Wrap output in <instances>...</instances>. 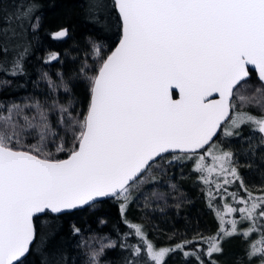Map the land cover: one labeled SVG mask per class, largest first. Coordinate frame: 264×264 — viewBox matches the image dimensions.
I'll return each mask as SVG.
<instances>
[{
  "label": "snow or ice",
  "instance_id": "1",
  "mask_svg": "<svg viewBox=\"0 0 264 264\" xmlns=\"http://www.w3.org/2000/svg\"><path fill=\"white\" fill-rule=\"evenodd\" d=\"M83 7L102 28L106 18L115 14L119 35L107 55L92 43L99 66L91 76L86 74L87 65L79 69L86 110L73 116L71 101L68 106L53 102L61 114L58 123L65 135H71L70 148L64 137L55 144L58 153L67 152V158L43 154L49 137L57 133L39 102L24 106L35 108L36 115L31 119L24 115L23 124L16 119L23 112L20 105L0 114V264H25L37 240L44 256L41 264H71L55 243L56 230L38 235L34 220L58 219L107 200L116 202L123 216L133 189L147 182L146 174L153 167L162 170L164 164L194 157V171L205 185L211 186L214 175L222 176L224 185L239 182L247 197L231 195L243 207L225 204L223 212L217 210L216 235H198L172 248L157 249L140 225H129L140 241L121 245L129 250L125 264H165L176 251L204 264L201 252L186 250L188 245L206 243L204 254L211 258L222 253L224 240L235 235L247 240L257 231L260 239L249 244L245 256L248 264H264V224L260 223L264 195L254 196L245 185L232 151L211 143L219 132L238 136L247 125L260 134L264 165V0H85ZM38 10V0H26L11 14L0 9V72L26 73L30 35L40 26ZM68 35L67 28H60L52 38ZM58 59L53 52L45 63ZM253 73L259 86L251 95L241 94L240 89L251 87ZM58 75L59 83L47 73L42 78L53 91L63 88L71 93L74 85ZM236 100L241 108L258 106L260 115L234 111ZM28 129H35L39 140L25 150L22 139ZM201 149L205 154L197 156ZM255 151L250 145L249 153ZM206 155L211 156L210 165ZM236 213L239 220L226 219ZM246 221L248 227L240 231L238 224ZM72 232L79 234L80 229L73 225ZM104 248L101 244L91 254L89 264H99Z\"/></svg>",
  "mask_w": 264,
  "mask_h": 264
},
{
  "label": "trees",
  "instance_id": "2",
  "mask_svg": "<svg viewBox=\"0 0 264 264\" xmlns=\"http://www.w3.org/2000/svg\"><path fill=\"white\" fill-rule=\"evenodd\" d=\"M26 0H0V9L11 14ZM39 28L30 35L31 50L28 55L24 75L11 76L6 72H0V114L7 115L8 108L17 104L23 108L20 116L16 117L21 124L23 116L30 119L36 115L35 108L25 105L39 102L47 113L48 122L52 131L57 135L50 136L44 147V153H52L51 158H61L67 152H57L55 144L64 137L66 148H70L71 135H65L64 127L58 123L61 114L58 108H53V102L72 107L69 111L77 116L86 110V94L84 90V76L79 74L82 65H87L86 74L91 76L93 70L99 66V58L93 52L92 43L101 47V55H107L117 42L119 35L116 25V17L113 14L106 18L105 26L97 25L83 7L85 0H38ZM2 14V13H0ZM60 28H67L69 35L62 40L52 38V33ZM57 53L59 59L45 63L50 53ZM59 83L62 74L65 82L72 87L71 93L64 92L63 88L55 91L50 89L48 80L42 78V74ZM250 88L240 89L241 94L251 95L255 87H258L257 77L253 73L249 80ZM237 107L254 115H260L258 106L245 105L240 107V102L235 101ZM67 120V114H65ZM35 123V121H34ZM259 133H254L247 125L239 129L238 136L225 137L221 132L211 143L218 145L226 151L234 153V160L245 185L254 196L264 195V165L261 164V152ZM253 135V138H252ZM248 140L240 143V141ZM251 139V140H250ZM38 136L35 129H28L22 139V144L28 150V146L38 144ZM55 141V143H54ZM256 148L254 154L247 153L249 146ZM208 146H206L207 148ZM205 154V150H198L197 156ZM170 158V157H169ZM194 160H177L172 164H164L162 170L156 171L153 167L146 182L153 191L160 192L159 201H155L148 195L143 196L141 190L133 189L132 202L126 213L122 216L118 204L112 200L97 203L94 207L85 206L68 214H62L58 219L41 217L35 220L38 235L41 232L56 230L55 243L61 246L66 258H70L71 264H89V258L94 251H99L101 244L105 245L103 253L99 256V264H125L129 257V250L122 248V244L139 245L140 238L135 236V230L129 225H140L150 241L157 249L161 247L172 248L184 240L193 237H211L216 235L220 221L217 218V210L224 211L225 204L239 208L238 200H233L232 193L237 198H246L247 193L239 187V182L223 184L222 176H213L211 186L205 185L200 179V174L194 171ZM211 160L206 155L207 163ZM251 165V167H248ZM154 177V179H153ZM167 186L165 183H167ZM222 185L217 189L216 184ZM211 192V197L209 196ZM211 205V207L209 206ZM227 220H239V214L226 216ZM264 224V218L260 220ZM80 229L79 234H73L72 226ZM230 227V226H229ZM248 227V222L238 224L242 231ZM260 239L257 231L245 240L241 235L224 240L221 254H214L211 258L204 254L207 244L200 242L198 245H188L186 250L197 249L201 252L204 264H248L245 252L253 241ZM109 242H114L115 247H106ZM44 256L41 254L39 240L32 248L25 264H41ZM165 264H197L194 257L185 258L179 251L166 257Z\"/></svg>",
  "mask_w": 264,
  "mask_h": 264
},
{
  "label": "rangeland",
  "instance_id": "3",
  "mask_svg": "<svg viewBox=\"0 0 264 264\" xmlns=\"http://www.w3.org/2000/svg\"><path fill=\"white\" fill-rule=\"evenodd\" d=\"M234 111H243V110H240V109H235ZM252 138H253V135H252ZM251 140V139H250ZM256 143H259V141H258V139L257 140H255V144ZM244 151L247 153V151H249V150H247V148L246 149H244ZM211 160H209V162H208V164L210 165L211 164ZM156 171H159V170H157L156 169ZM149 177H147V181L149 180L148 179ZM147 183H144V184H142L141 186H140V188H139V190H141L142 191V195L143 196H146L147 195V193H148V195L150 196V197H152L155 201H159L158 199L160 198L158 195H160V192H158L157 190L155 191V190H153V191H147V190H151V189H149V187H145V189H143V186H145ZM166 184V186H167V184H168V182L167 183H165ZM147 186V185H146ZM145 192H147V193H145ZM241 207H243V205H241Z\"/></svg>",
  "mask_w": 264,
  "mask_h": 264
},
{
  "label": "water",
  "instance_id": "4",
  "mask_svg": "<svg viewBox=\"0 0 264 264\" xmlns=\"http://www.w3.org/2000/svg\"><path fill=\"white\" fill-rule=\"evenodd\" d=\"M118 43V40H117V42L115 43V45L112 47V49L111 50H113L114 48H115V46H116V44ZM110 50V51H111ZM110 51L108 52V54L110 53ZM176 98H178V97H176ZM216 98H218V97H216ZM220 133V132H219ZM218 133V134H219ZM218 134H217V136H218ZM216 137H214L213 138V140L215 139ZM206 147V146H205ZM26 150V149H25ZM67 158V155L66 156H64V157H61V158H55V159H66ZM34 223H35V220H34ZM35 225H36V223H35Z\"/></svg>",
  "mask_w": 264,
  "mask_h": 264
},
{
  "label": "flooded vegetation",
  "instance_id": "5",
  "mask_svg": "<svg viewBox=\"0 0 264 264\" xmlns=\"http://www.w3.org/2000/svg\"><path fill=\"white\" fill-rule=\"evenodd\" d=\"M220 133H221V132H220ZM220 133H219V134H220ZM219 134H218V136H219ZM258 135H259V137H260V134H258ZM215 139H216V138H215ZM215 139H214V140H215ZM214 140H213V141H214ZM247 141H248V140H247ZM247 141H246L245 139H244V140L242 139V141H240V143H243V142L245 143V142H247Z\"/></svg>",
  "mask_w": 264,
  "mask_h": 264
}]
</instances>
